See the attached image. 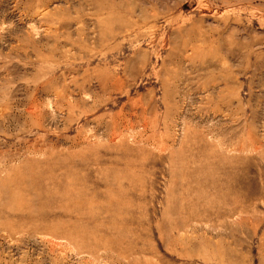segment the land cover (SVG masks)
Wrapping results in <instances>:
<instances>
[{
	"label": "rangeland",
	"instance_id": "1",
	"mask_svg": "<svg viewBox=\"0 0 264 264\" xmlns=\"http://www.w3.org/2000/svg\"><path fill=\"white\" fill-rule=\"evenodd\" d=\"M0 264H264V0H0Z\"/></svg>",
	"mask_w": 264,
	"mask_h": 264
}]
</instances>
